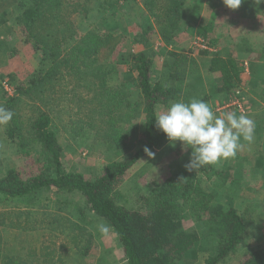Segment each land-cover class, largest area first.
I'll list each match as a JSON object with an SVG mask.
<instances>
[{
    "label": "rangeland",
    "instance_id": "obj_1",
    "mask_svg": "<svg viewBox=\"0 0 264 264\" xmlns=\"http://www.w3.org/2000/svg\"><path fill=\"white\" fill-rule=\"evenodd\" d=\"M144 2L149 0H116L112 14L104 16L103 20L98 17V2L84 4L93 13L90 20L94 18L99 32L108 29L102 25L103 22L113 26L114 47L108 52L106 50L99 60L111 62L112 73L116 75L111 84L115 89L122 90V101L125 98L128 109H131L126 116L129 117L120 120L121 132L125 129L132 131L131 126L140 131L144 123L141 116H135V108L141 98L134 88L135 72L130 67L133 53L147 50L152 56L154 76L162 80L167 75L165 60L170 62L173 59L170 52L177 51L185 56L177 67L183 77L182 74L177 75L180 78L171 80L170 84L180 89L178 101L184 99L186 102L212 91L218 72H210L207 76L206 71L209 59L215 54L223 60L242 62V68L239 66L235 70L230 62L227 63L233 69L230 71H234L236 84L228 93L215 92L207 103L217 116L235 112L250 117L255 123L254 140L249 143L241 139L236 156L224 160V163L221 160L216 169L210 165L197 169L201 183L213 193L215 205L233 207L245 218L247 227L236 250L224 261L216 263L237 264L248 251L264 244V0H242L237 9L228 8L223 0H184L179 31L175 37L170 35V43L159 36L157 22L146 10ZM165 4L167 0H155L154 10L162 14ZM20 8V0H0V107L3 108L6 94L12 96L17 87L29 85L50 64V60L32 46L19 18ZM71 21L73 32L85 30L88 23L82 14L77 13L71 14ZM206 24V40L214 44H208L198 31ZM148 25L152 27L148 28ZM202 50L206 52L202 53ZM23 101V98L17 101L14 107L21 125L14 132L22 136L9 137L6 130L10 125L0 124V170L16 168L25 177L32 172L37 173L34 172L37 168L35 164L40 162L42 154L38 144L26 133L28 118L36 113L38 106L36 103L33 105L34 102L27 106ZM173 102L176 101L172 99L167 104L160 103L156 107L157 115L166 111ZM63 109V112L57 113L56 122L63 148L62 164L67 171L80 172L90 178L97 175L107 161L120 157L122 143L117 154L114 153L116 149L107 150L97 140L99 134L94 135V129L99 125L98 117L90 116L89 112L83 118L91 121L92 125L86 127L81 138L77 135L73 140L60 118L64 122L69 120L67 117L73 114L74 109ZM136 138L133 133L121 155L133 152ZM191 151L179 141L174 146L169 142L152 150L154 155L139 159L125 177L123 203L140 207L147 191L159 184L169 174L170 168L183 169L190 160ZM211 169L219 173L208 176ZM40 196L31 202L0 198L1 255H28V264H127L113 229L105 219L86 208L79 193L52 189ZM182 216L184 229L196 230L198 239L194 243V253L190 252L179 264H204L213 254V242L205 232L207 222L189 211H183ZM101 224L108 226L107 233L99 231ZM29 252L35 255L31 257Z\"/></svg>",
    "mask_w": 264,
    "mask_h": 264
},
{
    "label": "trees",
    "instance_id": "obj_2",
    "mask_svg": "<svg viewBox=\"0 0 264 264\" xmlns=\"http://www.w3.org/2000/svg\"><path fill=\"white\" fill-rule=\"evenodd\" d=\"M85 2L92 5L98 2V17L103 20L104 16L112 14L116 0H20L19 18L28 38L32 46L50 60V64L29 85L17 87V92L12 96L6 94L4 107L14 113L6 132L11 138L22 136L14 132L21 128L14 108L17 101L23 98V104L27 106L36 103L38 110L28 118L26 133L38 144L42 158L35 164L37 168L34 172L37 173L32 172L25 177L16 168L0 170V198L31 202L39 199L42 192L52 189L79 193L86 208L105 219L113 229L127 264H179L190 252L194 253L198 233L196 230H185L182 222L183 211H189L196 218H203L207 222L205 232L213 242V254L204 264L224 261L243 238L247 227L245 218L233 207L216 206L213 193L201 183L198 171L186 169L188 162L183 169L170 168L169 174L147 191L140 207H131L122 201L125 177L139 159L148 155L144 151L145 146L152 151L170 142L166 134L156 127V107L172 99L178 101L180 89L170 82L180 78L177 75L182 74L183 77L177 67L185 56L177 51L170 52L173 59L170 62L165 60L167 75L162 80L160 77L155 78L152 56L147 50L132 54L130 67L135 72L134 88L141 98L140 103L137 102L135 116H141L144 123L140 131L131 126L132 131L125 129L121 132L120 120L128 118L126 116L131 109H128L125 98L122 101V90L115 89L111 84L116 76L112 73L111 62L99 60L106 50L108 52L114 47L113 26L103 22L102 25L108 29L99 32V25L95 24L94 18L90 20L93 13L85 7ZM154 4L155 0H149L144 6L157 22L159 36L170 43V35L175 37L179 31L184 0H167L165 10L160 15L154 10ZM73 13L82 14V18L87 20L85 30L73 32ZM207 28L206 24L198 30L204 40L207 39L204 33ZM262 44L264 52V40ZM190 61L194 64L193 59ZM228 62L234 70L239 66L242 68V62L223 60L217 54L209 59L206 75L218 73L214 77L211 93H205L198 99L207 102L215 92L228 93L235 86L234 71H230L233 69L227 65ZM40 105L43 107L40 108ZM64 107L74 109L73 114L67 117L69 120L64 122L60 118L64 129L67 127L71 132L73 140L77 135L81 138L92 125L91 121L87 122L83 118L89 112L90 116L98 117L99 125L94 129V135L99 134L97 140L107 150L116 149V154L121 149L118 154L120 157L107 161L97 175L90 178L80 172L67 171L62 164L63 148L59 142L60 129L56 118ZM133 133L137 137L136 148L123 156L121 151ZM119 145L122 148L119 149ZM209 167L216 169V164ZM214 169L207 175L219 173ZM29 254L31 257L35 255L33 252ZM27 260H30L28 255L18 257L0 254V264H28ZM237 264H264V244L248 251Z\"/></svg>",
    "mask_w": 264,
    "mask_h": 264
},
{
    "label": "clouds",
    "instance_id": "obj_3",
    "mask_svg": "<svg viewBox=\"0 0 264 264\" xmlns=\"http://www.w3.org/2000/svg\"><path fill=\"white\" fill-rule=\"evenodd\" d=\"M241 2L223 0L230 9H237ZM13 115L11 110L0 107V124L11 121ZM155 117L156 127L166 134L173 146L179 141L183 147L192 149L185 165L188 171L233 158L241 147V139L249 143L254 140L255 123L250 117L235 112L217 116L207 102L195 97L187 102H173ZM144 151L149 156L154 155L147 146ZM98 229L101 233L109 231L104 224Z\"/></svg>",
    "mask_w": 264,
    "mask_h": 264
},
{
    "label": "crops",
    "instance_id": "obj_4",
    "mask_svg": "<svg viewBox=\"0 0 264 264\" xmlns=\"http://www.w3.org/2000/svg\"><path fill=\"white\" fill-rule=\"evenodd\" d=\"M209 99H211V98H209Z\"/></svg>",
    "mask_w": 264,
    "mask_h": 264
}]
</instances>
